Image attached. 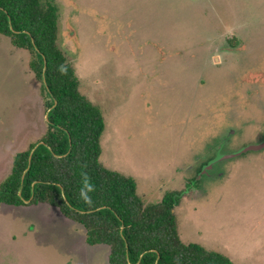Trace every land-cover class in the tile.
Masks as SVG:
<instances>
[{"label": "rangeland", "instance_id": "1", "mask_svg": "<svg viewBox=\"0 0 264 264\" xmlns=\"http://www.w3.org/2000/svg\"><path fill=\"white\" fill-rule=\"evenodd\" d=\"M52 1L57 45L103 113L99 160L145 203L187 190L174 209L182 241L264 264V147L206 166L264 139V0ZM29 61L0 34V181L47 128ZM108 253L55 207L0 204V264H109Z\"/></svg>", "mask_w": 264, "mask_h": 264}, {"label": "trees", "instance_id": "2", "mask_svg": "<svg viewBox=\"0 0 264 264\" xmlns=\"http://www.w3.org/2000/svg\"><path fill=\"white\" fill-rule=\"evenodd\" d=\"M57 20L52 0H0V34L29 51L47 123L39 141L15 153L0 181V204L57 208L82 225L87 244L108 246L109 264H234L218 250L182 241L174 209L187 190L145 203L131 175L99 160L103 113L79 91L56 42Z\"/></svg>", "mask_w": 264, "mask_h": 264}, {"label": "water", "instance_id": "3", "mask_svg": "<svg viewBox=\"0 0 264 264\" xmlns=\"http://www.w3.org/2000/svg\"><path fill=\"white\" fill-rule=\"evenodd\" d=\"M40 142H38L34 147H36ZM264 147V139L257 143V144H247L241 148H239L238 150L234 151V152H230V153H218L213 159H211V161L206 165L207 167H212V164L218 160H222L225 158H231L234 157L236 155H239L243 152L249 151V150H258Z\"/></svg>", "mask_w": 264, "mask_h": 264}, {"label": "flooded vegetation", "instance_id": "4", "mask_svg": "<svg viewBox=\"0 0 264 264\" xmlns=\"http://www.w3.org/2000/svg\"><path fill=\"white\" fill-rule=\"evenodd\" d=\"M210 175H212V170H210L209 172H208V176H210ZM1 204H5V203H1ZM9 205V204H8ZM16 206V205H15Z\"/></svg>", "mask_w": 264, "mask_h": 264}]
</instances>
